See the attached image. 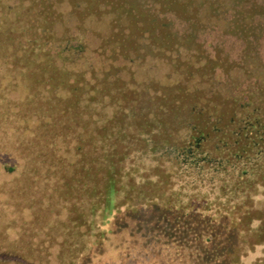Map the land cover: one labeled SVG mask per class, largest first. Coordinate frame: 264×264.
<instances>
[{
  "label": "trees",
  "instance_id": "trees-1",
  "mask_svg": "<svg viewBox=\"0 0 264 264\" xmlns=\"http://www.w3.org/2000/svg\"><path fill=\"white\" fill-rule=\"evenodd\" d=\"M158 231L264 264V0H0V264Z\"/></svg>",
  "mask_w": 264,
  "mask_h": 264
},
{
  "label": "rangeland",
  "instance_id": "rangeland-1",
  "mask_svg": "<svg viewBox=\"0 0 264 264\" xmlns=\"http://www.w3.org/2000/svg\"><path fill=\"white\" fill-rule=\"evenodd\" d=\"M122 220H120L121 222L125 221V222H131L129 223V225L131 226V228H133L132 233H135L137 231V227L135 221H130V219H128L127 217H125L122 215L121 216ZM119 221V219H118ZM119 223V222H118ZM141 226L144 227V229L137 231L140 235L142 233H146L148 231V228H152L153 226H151V223H147V224H142ZM194 227V226H192ZM203 231H208L207 230V226H202L201 227ZM159 233H155L152 232L157 238H161L160 244H158L159 246H161V251L164 250L163 254H158L159 255V259H152L151 255L154 256V253L152 251H149L150 255H147L148 253H145V249L149 248L150 244H152V239L148 238L146 239L147 242H145L143 239H139L140 236H133L132 239L129 238V236H127L126 234L121 235V247L124 248V252H122V256H118L116 254H111L110 256H108L107 254H104L102 257H98V253H96L95 251L92 252L91 256L89 257V263H85V264H116L117 262L119 264H125V260L126 259H131L128 262H131L132 259H140L144 256H148L147 259L149 260L148 264H172V263H168V260L165 259L167 256L171 255L173 257V259L175 260V262L173 264H185L186 262L189 263V260L192 261V258H187L188 255V245L186 244V241L184 242V247L185 250L183 252H180L177 246L176 242H173L175 239H173V237H170L172 240V242H170L171 245H169V247L167 248V246H162V244L165 242V240H168L166 238V233H164L163 231H158ZM113 233V234H112ZM114 233H116V230L112 231L111 234L114 235ZM202 233V232H201ZM165 234V235H164ZM130 235V234H128ZM169 235H170V231H169ZM171 236V235H170ZM120 237L119 234L116 236H113L112 239H116ZM222 240H220L219 242H222ZM193 244H197V242H195V239L192 242ZM192 243H189V245H191ZM154 245V244H153ZM258 251V250H257ZM152 252V253H151ZM259 252V251H258ZM251 256H253L252 254H247V258H242L241 264H250L251 262ZM186 258V259H185ZM224 258L223 255H219V253H213L210 252L206 255H201V258L199 259V261H195L193 264H204L205 261H211L209 264H214L213 261L214 259L218 262H221V260ZM100 261H102L103 263H100Z\"/></svg>",
  "mask_w": 264,
  "mask_h": 264
}]
</instances>
